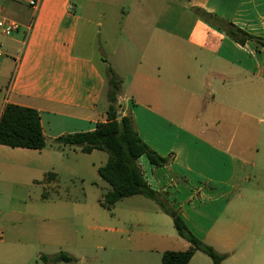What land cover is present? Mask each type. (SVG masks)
Listing matches in <instances>:
<instances>
[{
    "label": "crops",
    "instance_id": "1",
    "mask_svg": "<svg viewBox=\"0 0 264 264\" xmlns=\"http://www.w3.org/2000/svg\"><path fill=\"white\" fill-rule=\"evenodd\" d=\"M194 8L264 40V0H40L36 10L0 0V17L21 26L0 36V115L6 104L36 110L46 140L41 151L11 148L18 167L2 168L55 182L41 155L55 150V140L105 121L108 64L122 80L118 113L167 159L162 167L138 159L146 183L196 238L226 255L221 264H264V47L235 42ZM106 14L117 29L104 40V62L87 55L93 46L78 37L80 23L90 28ZM98 152L87 154L95 160L89 174L107 160ZM170 239L139 250L157 253L161 264L164 252L189 247ZM210 263L199 251L188 262Z\"/></svg>",
    "mask_w": 264,
    "mask_h": 264
},
{
    "label": "rangeland",
    "instance_id": "2",
    "mask_svg": "<svg viewBox=\"0 0 264 264\" xmlns=\"http://www.w3.org/2000/svg\"><path fill=\"white\" fill-rule=\"evenodd\" d=\"M17 1L25 6L29 0ZM99 22L90 28L80 23L83 36L78 40L92 44L87 55L106 60L104 40L115 33L111 31L117 25L108 26L107 14ZM11 152V148H0V264H144L142 260L160 264L157 253L141 250L158 238L169 245L170 237L180 240L171 217L158 213L155 202L141 195L119 200L111 211L101 207L110 187L97 173L89 174L95 160L77 147L65 145L42 153L40 162H45L46 171L57 172L55 182L21 168L6 172L5 162L18 167ZM97 154L107 157L101 151ZM138 211L146 216L140 217ZM60 253L71 261H57Z\"/></svg>",
    "mask_w": 264,
    "mask_h": 264
},
{
    "label": "trees",
    "instance_id": "3",
    "mask_svg": "<svg viewBox=\"0 0 264 264\" xmlns=\"http://www.w3.org/2000/svg\"><path fill=\"white\" fill-rule=\"evenodd\" d=\"M193 12L204 22L216 26L241 45L253 41L264 47V40L246 33L231 22L199 8H194ZM104 77L105 95L108 101L105 121L97 123L93 131L65 135L55 140L53 146L55 149L65 145L77 147L84 154L93 151L107 154L105 164L97 169L99 178L110 187L100 201V206L107 211H111L115 203L121 199L141 195L155 202L163 213L172 217L177 235L184 239L189 247L185 251L164 252L161 264H188L196 251L209 257L213 264H221L226 255L217 253L212 247L196 238L179 216H172L174 212L163 196L146 183L137 165L138 159L146 157L154 167L164 166L167 159L158 155L141 140L130 117L118 113L117 97L122 80L108 64L104 68ZM62 138L63 143H61ZM0 145L37 151L45 149L46 140L38 112L32 108L6 104L0 115ZM55 259L71 261V258L63 253L57 255Z\"/></svg>",
    "mask_w": 264,
    "mask_h": 264
},
{
    "label": "built area",
    "instance_id": "4",
    "mask_svg": "<svg viewBox=\"0 0 264 264\" xmlns=\"http://www.w3.org/2000/svg\"><path fill=\"white\" fill-rule=\"evenodd\" d=\"M40 0H29L28 4L33 9L36 10L39 6ZM30 26L26 27V33L28 32ZM21 30V26L16 21L0 17V36L11 37ZM26 36V34H25Z\"/></svg>",
    "mask_w": 264,
    "mask_h": 264
},
{
    "label": "water",
    "instance_id": "5",
    "mask_svg": "<svg viewBox=\"0 0 264 264\" xmlns=\"http://www.w3.org/2000/svg\"><path fill=\"white\" fill-rule=\"evenodd\" d=\"M63 142H64V139L62 138V139H61V143H63ZM172 216L174 217V216H175V214H173Z\"/></svg>",
    "mask_w": 264,
    "mask_h": 264
}]
</instances>
